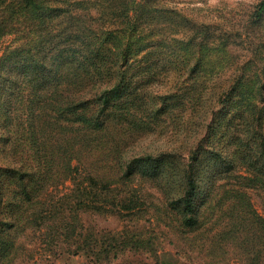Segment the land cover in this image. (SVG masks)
I'll return each mask as SVG.
<instances>
[{
	"label": "rangeland",
	"instance_id": "rangeland-1",
	"mask_svg": "<svg viewBox=\"0 0 264 264\" xmlns=\"http://www.w3.org/2000/svg\"><path fill=\"white\" fill-rule=\"evenodd\" d=\"M259 1L153 0L157 38L160 45L169 44L170 55L164 59L165 51L158 50L159 75L144 84L145 93L124 117L110 109L107 130L85 155L74 133L65 134L62 127L61 88L54 80L43 88L34 74L27 82L41 54L30 40L35 34L26 28L2 38L0 264L264 262L259 259L264 254V187H252L243 178L250 169L236 159L240 151L228 133L224 136L228 115L211 127L196 152L194 226L182 223L175 202L184 188L185 160L206 131L197 133L205 112L237 75L244 72L256 80L264 75V15L256 19L253 14ZM210 52L218 70L201 79L179 63L198 54L204 64ZM49 60L50 52L40 75H53ZM137 62L127 76L145 66L144 60ZM138 78L146 82L147 75L142 78L140 72ZM183 84L189 85L183 109L161 110ZM221 116L219 110L216 120ZM118 119L124 121L123 131L114 132ZM36 140L41 155L34 153ZM164 152L169 161L161 164L167 169L158 174L133 162ZM129 164L130 173L121 176ZM87 174L93 182L88 187Z\"/></svg>",
	"mask_w": 264,
	"mask_h": 264
},
{
	"label": "trees",
	"instance_id": "trees-1",
	"mask_svg": "<svg viewBox=\"0 0 264 264\" xmlns=\"http://www.w3.org/2000/svg\"><path fill=\"white\" fill-rule=\"evenodd\" d=\"M153 3V0H0V42L4 36L25 31L26 28L29 34H35V38L30 40L41 54L36 59L35 68H30L27 82L34 81V74L38 83V77L42 79L43 88H46L48 80H54L61 88L59 113L64 122L62 127L65 134L74 133L81 155L90 153V146L96 137H103L110 109L114 106L115 115L124 117L129 107L145 93L144 84L159 75L156 62L158 50L165 51L164 59L170 55L169 44L160 45L157 38L159 32L155 20L158 8ZM253 14L256 19L263 17L264 0L259 1ZM49 52L47 64L53 66V75L49 72L40 75ZM204 57V64H199L198 54L182 58L179 63L187 67L188 73L192 72L201 79V75H206L209 70H218L213 53ZM139 60H144L145 66L136 68L138 74L133 72L127 76V69ZM148 60L151 62L148 63ZM220 68L223 66L220 65ZM140 72L142 78L147 75L146 82L138 78ZM232 80L227 90L216 94L215 104L205 112L197 133L200 131L201 135L203 130L206 131L199 136L197 148L189 152L182 169L184 188L175 202L180 205L182 223L187 226L197 223L193 205L197 182L196 152L211 127L224 123L227 115L224 136L228 133L227 138L240 151L236 152V159L250 169V174L243 178L252 187H264V75L256 80L242 72ZM188 89L189 85L183 84L180 91L169 95V102H162L161 110L175 106L173 108L181 111ZM123 94L126 95L120 99ZM219 110L222 116L216 120ZM123 124V120H116L112 131H123ZM33 144L35 155H41L40 143L36 140ZM60 150L65 152L63 148ZM165 153L156 158L141 157L133 162L141 161L148 170L158 174L167 169L161 164L169 161L162 157ZM132 167L133 164L127 165L121 176L128 175ZM15 171L21 172L19 169ZM24 177V174L20 175L21 180ZM87 178L88 187L93 182L90 174ZM2 223L0 219V233ZM259 259L264 261V254H260Z\"/></svg>",
	"mask_w": 264,
	"mask_h": 264
}]
</instances>
